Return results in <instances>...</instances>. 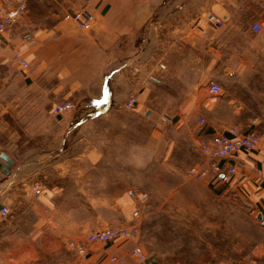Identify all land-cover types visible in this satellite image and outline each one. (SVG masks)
<instances>
[{
	"label": "crops",
	"instance_id": "0c3cea01",
	"mask_svg": "<svg viewBox=\"0 0 264 264\" xmlns=\"http://www.w3.org/2000/svg\"><path fill=\"white\" fill-rule=\"evenodd\" d=\"M221 1L220 8L208 0H26L24 18L5 32L0 49V153L11 160L4 172L0 157V206L8 210L0 212V264H54L40 261L42 231L53 225L42 211L55 210L51 197L64 193L58 177L80 172L81 132L96 129L90 120L81 123L91 102L103 110L112 147L133 130L127 116L145 125L147 152L159 153L162 142L171 154L179 131L196 138L199 117L211 132L264 131V26L258 33L222 26L206 35L193 27L218 5L225 19L264 20V0ZM83 8L95 17L91 29L63 19ZM14 55L29 68L10 62ZM211 79L220 86L217 96L208 94ZM128 96L136 99L130 109L123 106ZM64 101L74 107L56 114L54 105ZM226 108L231 122L222 117ZM230 159L237 182L264 206V153ZM88 163L94 168L95 157L88 154ZM34 189L38 199L22 202Z\"/></svg>",
	"mask_w": 264,
	"mask_h": 264
},
{
	"label": "rangeland",
	"instance_id": "374dc122",
	"mask_svg": "<svg viewBox=\"0 0 264 264\" xmlns=\"http://www.w3.org/2000/svg\"><path fill=\"white\" fill-rule=\"evenodd\" d=\"M208 2L223 7L221 0ZM218 6L211 11L221 15ZM254 22L259 23L262 30L263 19L224 17V26L245 25L252 31ZM191 34L197 44L199 34L195 31ZM91 106L90 111L86 109L80 114L81 123L90 120L96 125L94 135L85 128L81 132L80 172L78 175L65 172L62 180L58 177L64 193L51 197L55 210L42 211L45 218L53 220V225L42 231L40 261L54 264H264V224L254 216V211H264V206L254 205L256 198L250 196L244 184L238 183L239 170L236 168L235 175L227 182L211 177L197 179L189 174V168L197 163L205 166L213 162L232 163L230 158H209L199 150V141H208L212 133L203 118H197L196 138L177 133L171 154L162 142L159 153L155 148L147 152L140 137L146 134L145 125L127 116L126 121L133 130L125 132L128 139L122 146L112 147L106 140L108 133L104 130L100 104L94 101ZM222 117L225 122L233 120L227 108ZM260 117L264 122V116ZM233 128L237 129L233 126L222 132L228 133ZM169 130L167 133L171 136L172 130ZM88 154L95 157L94 168L88 163ZM129 189L135 192V198L129 197ZM34 193L23 196L22 202L36 201V189ZM136 206L141 209L138 218L132 217ZM132 224H139L140 232L129 241L87 245L83 253L70 246V242L85 243L86 236L95 230ZM135 245L142 248L144 259L131 254ZM111 256L116 260L111 261Z\"/></svg>",
	"mask_w": 264,
	"mask_h": 264
},
{
	"label": "built area",
	"instance_id": "2783aa9c",
	"mask_svg": "<svg viewBox=\"0 0 264 264\" xmlns=\"http://www.w3.org/2000/svg\"><path fill=\"white\" fill-rule=\"evenodd\" d=\"M25 11L26 0H0V46L5 42V32L24 18ZM63 19L70 20L77 26L86 30L91 29L95 22L94 15L85 8L74 12H67L64 14ZM222 26H224V16L218 15L212 11H206L203 15L196 18L193 23V27L203 35L214 33ZM251 27L255 32H260L261 30V25L257 22H254ZM11 59L13 63L18 64L22 69L29 68V64L26 60L16 55L12 56ZM207 91L210 96H217L220 94V86L211 79L208 81ZM135 102L136 99L134 96H128L123 101V106L124 108L130 109ZM73 107V102L64 101L56 103L53 110L56 114H62L71 110ZM198 147L205 156L223 160L232 158L241 151L260 150L264 153V131H257L252 128L245 131H239L233 128L229 130L228 133L214 131L210 134L208 141L201 139ZM235 173V164L220 165L213 162L205 166L202 163H197L189 168V174L197 179L211 177L220 182H227ZM127 194L129 197L135 198V192H133L132 189H129ZM143 199L144 198L141 199L140 203ZM0 212L2 215H6L8 210L6 207H1ZM140 213V207L136 206L132 211V217L138 218ZM258 214L261 215V222L264 224V211H254L255 218ZM139 232V224H132L128 227L111 226L89 233L85 238V243L70 242V246L78 253H83L87 245L96 243L104 245L118 240L129 241L137 237ZM130 252L135 258L144 259V252L139 245L133 246ZM110 260L114 261L116 257L111 256Z\"/></svg>",
	"mask_w": 264,
	"mask_h": 264
},
{
	"label": "water",
	"instance_id": "95a60500",
	"mask_svg": "<svg viewBox=\"0 0 264 264\" xmlns=\"http://www.w3.org/2000/svg\"><path fill=\"white\" fill-rule=\"evenodd\" d=\"M0 157L4 160V162H3V166H4V168H5V170H4V172H6L7 171V169L9 168V164H10V162H11V160L7 157V155L5 154V153H0ZM1 207V206H0ZM256 219L258 220V221H261V215L260 214H258L257 216H256Z\"/></svg>",
	"mask_w": 264,
	"mask_h": 264
}]
</instances>
